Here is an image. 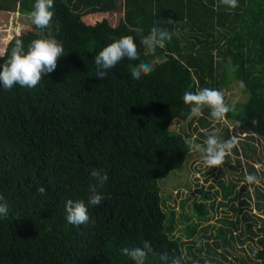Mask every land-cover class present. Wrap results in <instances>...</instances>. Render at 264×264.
I'll return each mask as SVG.
<instances>
[{"label":"trees","instance_id":"16d2710c","mask_svg":"<svg viewBox=\"0 0 264 264\" xmlns=\"http://www.w3.org/2000/svg\"><path fill=\"white\" fill-rule=\"evenodd\" d=\"M34 3L0 0V12L29 19V30L19 37L25 52L32 40L55 38L64 55L34 88L0 86V203L9 207L8 217L0 218V264H134L122 250L144 241L152 248L145 264H171L163 255L180 256L182 264H219L215 256L226 261L216 251L243 242L241 234L233 235L239 220L220 218L221 225L210 228L214 235H203L200 245L198 238L174 239V213L163 209L158 179L180 170L190 151L183 136L168 130L172 121L189 120L186 91L225 93L230 83L242 82L247 99L229 106L226 119L264 141V0H238L233 10L216 9L217 0H53L50 29L32 24ZM118 8L116 26L102 19L88 30L80 22ZM153 26L173 36L151 53L140 39ZM137 27L141 34L132 31ZM127 35L137 44L138 59H122L98 80L95 55ZM14 45L7 44L0 65ZM139 63L153 71L136 81L131 67ZM94 169L108 175L96 206L88 204ZM40 186L44 194L37 192ZM68 200L85 203L86 224L66 221ZM205 207L203 201L192 205L198 217ZM193 230H184L187 238ZM257 244L254 256L264 264V239Z\"/></svg>","mask_w":264,"mask_h":264},{"label":"rangeland","instance_id":"374dc122","mask_svg":"<svg viewBox=\"0 0 264 264\" xmlns=\"http://www.w3.org/2000/svg\"><path fill=\"white\" fill-rule=\"evenodd\" d=\"M119 10L111 14L88 15L93 18L83 17L80 22L85 27H90L88 30H93L96 22L107 19L113 27L120 20ZM28 30V18L0 13V56L9 42L19 39ZM246 99L247 94L236 82L230 83L224 93L225 104L228 106L243 103ZM168 130L183 136L187 141L201 145H204L209 134H215L221 141L233 136L238 141L237 146L226 155L224 163L219 167L206 168L202 154L190 150L180 170L162 175L158 179L163 209L172 211L176 221L172 237L181 242L196 241L198 238L196 245H200L206 240L201 238L203 235H214L211 227L221 225L217 220L238 219V231H234L233 235L241 234L240 240L243 242L235 241L230 248V245L217 248L216 252L224 254L226 261L218 256L214 260L219 264H260L254 252L261 249L257 240L264 239V141L241 132L232 120L225 118L221 122L214 121L208 108H204L199 117L185 122L172 121ZM248 167L253 168L261 179L259 185H247L245 177L251 174ZM200 191L206 192L209 199L202 200ZM202 201L206 204L205 216L198 217L194 214L192 205L193 202ZM244 214L248 216V221L242 220ZM188 227L194 228L190 238H187L188 233L184 231ZM205 227L207 231L203 232Z\"/></svg>","mask_w":264,"mask_h":264},{"label":"clouds","instance_id":"9594fccd","mask_svg":"<svg viewBox=\"0 0 264 264\" xmlns=\"http://www.w3.org/2000/svg\"><path fill=\"white\" fill-rule=\"evenodd\" d=\"M54 6L53 0H35L33 10L29 13L32 24L39 29H50L53 12L50 11ZM224 6L228 10L238 7V0H217L214 6L216 9ZM172 23V20H169ZM133 32L141 34L143 29L137 27L132 29ZM173 33L166 29L153 26L147 36H142L140 44L143 45L148 52L154 53L157 48L164 49L166 42L172 39ZM64 55L63 46L58 43L55 38H43L32 40L27 51L24 50L23 41L15 40V45L11 49L9 58L0 65V86L5 90H11L15 85L22 88L36 87L45 74L51 73L57 66V59ZM129 60L138 59L137 44L131 35L123 36L120 39L103 47L101 51L94 57L96 65V78L103 80L108 70L114 68L122 59ZM153 71V67L149 63H139L131 67L132 79L139 81L142 75H147ZM241 87L243 83L241 82ZM183 102L189 106L190 112L188 119L199 117L202 115L204 108L210 109V116L216 122L224 121L226 114L233 109L225 104L224 92L211 88L198 89L195 92L186 91L183 95ZM252 125H256L258 121L253 119ZM187 146L192 151L202 154V160L206 168L219 167L224 163L226 155L238 144L236 137L221 141L215 134H209L204 141V145L186 141ZM90 176L95 181L89 186L88 204L96 206L104 199L102 189L108 181L107 172L102 170H92ZM249 186L259 185L261 179L255 174H247L245 177ZM39 194L46 192L45 187L40 186L37 189ZM4 197L0 196V201ZM65 218L69 224L80 226L89 221L87 214L88 209L83 201L73 202L68 200L64 206ZM9 214L8 204L0 203V218H7ZM125 255L130 257L134 264H145L147 253L152 251L151 242L144 241L143 247L133 249L125 248L122 250ZM164 261L171 264H182V257L163 255Z\"/></svg>","mask_w":264,"mask_h":264},{"label":"crops","instance_id":"0c3cea01","mask_svg":"<svg viewBox=\"0 0 264 264\" xmlns=\"http://www.w3.org/2000/svg\"><path fill=\"white\" fill-rule=\"evenodd\" d=\"M118 9H120L119 11H121V8H118ZM1 14L2 13H4V12H0ZM8 14H17V13H8ZM18 16H21V17H23V15H19V14H17ZM25 17V16H24ZM27 18V17H26ZM122 18V11H121V17H120V19ZM120 21V20H119ZM118 24V23H117Z\"/></svg>","mask_w":264,"mask_h":264}]
</instances>
